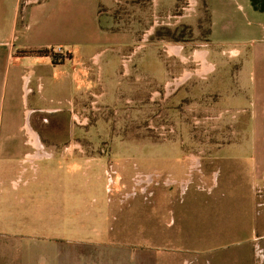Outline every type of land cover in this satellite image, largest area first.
<instances>
[{
    "label": "rangeland",
    "instance_id": "374dc122",
    "mask_svg": "<svg viewBox=\"0 0 264 264\" xmlns=\"http://www.w3.org/2000/svg\"><path fill=\"white\" fill-rule=\"evenodd\" d=\"M101 2L112 30L131 34L134 41L124 48L121 62H114L113 74L101 69L106 56L97 59L91 91L119 89L124 96H87L88 104L74 106L55 94L57 85L45 81L44 92L26 104L18 90L4 86L1 147L14 155L29 151L23 142L31 123L44 146L36 149L42 159L33 163L23 155V166L17 155L6 180L33 176L34 164L42 171L37 177L51 180L53 200H38L34 209L30 202L7 199L0 206V228H17L23 214L34 210L37 215L39 207L50 204L51 219L36 216L29 231L46 227L61 240L144 247L149 264L155 259L157 264H264V183H252L248 155L239 163L235 157L240 155L221 152L243 142L237 136L242 115L222 103L220 93L205 94L203 81L191 97V44L208 39L210 13L217 17L214 40L230 33L221 23L233 19L236 44L247 35L239 17L254 22L264 13L242 15L240 6L249 9L250 0ZM224 9L231 15L222 16ZM3 12L0 0V20ZM4 14L3 21L8 10ZM153 52L160 62H149L146 72L162 69L161 75L132 69L123 76L127 63L138 64ZM127 80L131 94L124 87ZM55 109L61 113L49 112ZM32 187L50 189L48 183ZM4 188L12 195L24 189Z\"/></svg>",
    "mask_w": 264,
    "mask_h": 264
},
{
    "label": "crops",
    "instance_id": "0c3cea01",
    "mask_svg": "<svg viewBox=\"0 0 264 264\" xmlns=\"http://www.w3.org/2000/svg\"><path fill=\"white\" fill-rule=\"evenodd\" d=\"M1 7L5 10V14L8 10L6 19L3 21V12L0 20L1 98L4 86L10 85L11 89L18 90L19 98L28 104L30 97L36 92H39L38 94L44 92L45 81L51 87L57 85L56 88L54 87L55 94L63 95L65 101L74 106L88 104L87 96H90L89 99L100 97L110 100L124 96L119 89L111 93L104 90L105 92L100 95L91 91L97 59L106 56L101 69L113 74L114 62L116 60L121 62V58L125 55L124 48L134 41L133 35L112 30L111 17L105 11L101 0H29L22 3L21 0H1ZM208 8L210 10V6ZM239 10L245 16L250 12H254V16L261 12L252 6L251 0L249 9L240 6ZM226 15L231 14L224 9L222 16ZM210 17L211 24L206 42L191 44V97L196 93V83L203 81L202 89L205 94L209 92L210 96L214 97L216 92L220 93L221 102L231 111L242 115L243 128L239 130L237 136H242L243 142L226 147L221 152L240 155L235 157V160L243 163H246L245 159L247 160L248 155V158L252 159L251 164H247L251 170L252 183L262 184L264 183V16L257 17L254 22L253 20L247 22L239 17L247 34L239 39V44L234 42L237 35L231 32L238 29L233 19H224L221 23L222 29L230 33L214 40L217 17L213 18L211 13ZM59 48L62 49L60 56H38L32 52ZM152 60L153 64L160 62L158 53L147 54L138 64H134L135 66L130 61L125 65L123 76L131 75L132 69H139L140 74L146 75L154 71L152 73L156 76L158 73L161 75L162 69H150L146 72V67ZM131 82L127 80L124 85L128 94H131ZM70 87L71 91L67 96ZM84 87L87 89L86 94L83 92ZM214 105L215 103L211 104L212 107ZM49 112L60 114L61 110L55 109ZM38 119L42 118L38 117ZM27 128L29 137L23 142V147L29 151L24 152L22 149L16 155L1 147L3 132L0 131V206H3L7 199L10 201L12 197L23 205L28 202L34 204V209L38 200L44 203L53 200L51 180L37 177L42 171L34 164L31 166L33 176L27 179H11L10 182L6 180V171L15 170L13 165L17 155L22 159H20L21 165L25 161L23 155L32 163L36 158L42 159L40 152H37L44 147L40 133L35 123L27 125ZM22 171L23 169H19L17 173ZM35 183L45 185L48 183L50 189L37 190L32 187ZM6 184L12 185L14 191L19 190L21 186L24 189L22 193L12 195L10 191H5ZM42 209L43 215H41ZM51 210L50 204L47 209L44 205L42 208L39 207L37 215L34 210L26 215L23 214L18 221L19 227L8 230L0 228V264H149L148 249L144 247L133 245L118 247L115 244L61 240L51 237V229L47 232L45 226L37 229L32 227L29 231V221H35L33 219L36 216L43 218L48 216L51 219ZM13 216H16V212ZM2 218L5 221L3 216ZM8 238L14 240L7 241ZM153 264H157V259Z\"/></svg>",
    "mask_w": 264,
    "mask_h": 264
},
{
    "label": "trees",
    "instance_id": "16d2710c",
    "mask_svg": "<svg viewBox=\"0 0 264 264\" xmlns=\"http://www.w3.org/2000/svg\"><path fill=\"white\" fill-rule=\"evenodd\" d=\"M252 6L257 10L264 12V0H251ZM34 54H37L38 56H49L52 55V50H35L32 51Z\"/></svg>",
    "mask_w": 264,
    "mask_h": 264
},
{
    "label": "built area",
    "instance_id": "2783aa9c",
    "mask_svg": "<svg viewBox=\"0 0 264 264\" xmlns=\"http://www.w3.org/2000/svg\"><path fill=\"white\" fill-rule=\"evenodd\" d=\"M52 55L53 56L62 55V49L59 48V49H57L55 51H52Z\"/></svg>",
    "mask_w": 264,
    "mask_h": 264
}]
</instances>
